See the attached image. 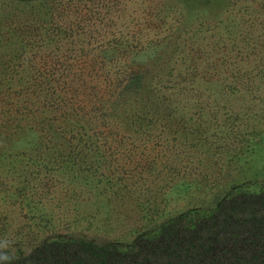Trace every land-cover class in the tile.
Instances as JSON below:
<instances>
[{"label":"rangeland","instance_id":"obj_1","mask_svg":"<svg viewBox=\"0 0 264 264\" xmlns=\"http://www.w3.org/2000/svg\"><path fill=\"white\" fill-rule=\"evenodd\" d=\"M113 2L0 0L12 252L57 236L130 243L264 183V0Z\"/></svg>","mask_w":264,"mask_h":264},{"label":"trees","instance_id":"obj_2","mask_svg":"<svg viewBox=\"0 0 264 264\" xmlns=\"http://www.w3.org/2000/svg\"><path fill=\"white\" fill-rule=\"evenodd\" d=\"M8 94L0 87L1 105L10 103ZM8 108L0 107V126L15 119ZM0 264H264V183L258 191L230 190L210 208L180 212L130 243L45 237L18 253L0 244Z\"/></svg>","mask_w":264,"mask_h":264},{"label":"clouds","instance_id":"obj_3","mask_svg":"<svg viewBox=\"0 0 264 264\" xmlns=\"http://www.w3.org/2000/svg\"><path fill=\"white\" fill-rule=\"evenodd\" d=\"M5 258H8L7 256Z\"/></svg>","mask_w":264,"mask_h":264}]
</instances>
